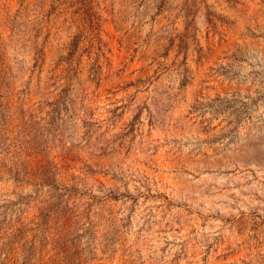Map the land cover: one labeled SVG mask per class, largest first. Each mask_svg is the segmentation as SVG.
<instances>
[{
  "label": "rangeland",
  "instance_id": "374dc122",
  "mask_svg": "<svg viewBox=\"0 0 264 264\" xmlns=\"http://www.w3.org/2000/svg\"><path fill=\"white\" fill-rule=\"evenodd\" d=\"M0 264H264V0H0Z\"/></svg>",
  "mask_w": 264,
  "mask_h": 264
}]
</instances>
